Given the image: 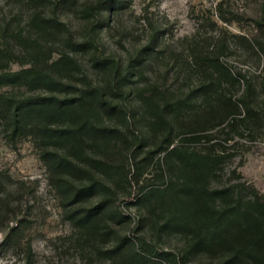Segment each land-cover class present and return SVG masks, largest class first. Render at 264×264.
Instances as JSON below:
<instances>
[{
	"label": "trees",
	"instance_id": "trees-1",
	"mask_svg": "<svg viewBox=\"0 0 264 264\" xmlns=\"http://www.w3.org/2000/svg\"><path fill=\"white\" fill-rule=\"evenodd\" d=\"M48 2L26 0L43 10L33 15L31 31L17 37L22 55L11 42L0 43V123L12 142L20 137L40 142L49 185L70 207L67 219L82 232L83 250L93 249L90 264H160L159 259L189 264L199 257L215 264H264V195L236 169H225L233 156L227 144L236 136L256 137L264 129V13L255 21L263 38L253 42L241 38L262 64L256 81L223 60V45L207 52L195 43L189 48L190 67L197 75L191 91L170 94L151 86L149 96L141 99L164 136L155 153H165L162 177L166 182L164 188L148 190L141 197H159L162 208L169 209L160 230L186 238L182 252L173 253L146 237L119 236L103 217L107 200L84 205L97 194L111 192L92 171L105 172L109 165L91 155L90 144L109 134L116 136L114 129L99 121L103 116L127 119L132 74L103 54L99 39L103 11L109 5L115 10L120 0H100L82 8L85 34L81 40L57 12L65 2L71 7L75 3L58 0L46 12ZM54 36L63 48L57 59L43 45ZM82 54L89 55L93 67L112 74L106 84L93 83L78 58ZM14 63L21 68L12 71ZM242 86L243 94L236 97L234 90ZM8 88L27 93L16 96L4 91ZM117 214L123 222L130 219L122 211ZM100 241L109 245L98 247Z\"/></svg>",
	"mask_w": 264,
	"mask_h": 264
},
{
	"label": "rangeland",
	"instance_id": "rangeland-1",
	"mask_svg": "<svg viewBox=\"0 0 264 264\" xmlns=\"http://www.w3.org/2000/svg\"><path fill=\"white\" fill-rule=\"evenodd\" d=\"M49 1L46 12L58 0ZM71 1L75 7L65 2L57 12L75 38L81 40L85 24L80 12L85 5L100 0ZM117 5L113 11L112 5L103 11L99 39L103 54L132 74L128 103L124 102L127 119L99 117V124L114 129L116 136L109 134L90 144L91 155L109 165L105 172L92 171L111 192L97 194L84 205L107 200L103 217L119 236L146 237L164 251L181 253L186 238L177 232L160 230L169 217L168 208H162L164 203L156 195L141 197L148 190L165 187L162 186L165 153H155L164 136L156 130L155 120L141 99L149 96L151 86L170 94L191 91L197 75L190 67L189 48L195 43L207 52L223 45V60L257 79L262 64L241 38L253 42L262 37L255 21L264 13V0H120ZM42 10L41 6H29L26 0H0V43L11 42L22 55L17 37L31 31L33 15ZM221 13L230 22L221 20ZM43 45L52 50L53 59L63 50L57 36L46 39ZM78 58L94 84L104 85L112 76L93 67L89 55ZM20 68L19 63L10 66L12 71ZM4 91L16 96L27 93L13 88ZM243 91L242 86L234 93L240 97ZM227 145L233 156L225 164L226 171L236 169L264 195V129L256 137L236 136ZM40 153V142L30 137L12 142L0 123V264H90L93 249L83 250L82 232L67 219L70 207L49 185V172ZM118 210L130 219L121 221ZM108 245L100 241L97 246ZM209 263L216 262L199 257L189 264Z\"/></svg>",
	"mask_w": 264,
	"mask_h": 264
}]
</instances>
